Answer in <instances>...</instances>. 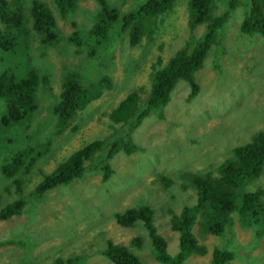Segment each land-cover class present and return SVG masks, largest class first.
Wrapping results in <instances>:
<instances>
[{
  "label": "rangeland",
  "instance_id": "obj_1",
  "mask_svg": "<svg viewBox=\"0 0 264 264\" xmlns=\"http://www.w3.org/2000/svg\"><path fill=\"white\" fill-rule=\"evenodd\" d=\"M9 1L24 16L27 11L25 24L32 27V19L28 21V8L33 0ZM42 1L54 8L62 39L55 45L46 46L35 33L30 36L32 29L29 28L27 36H22L25 48L17 47L15 54L10 55L0 51V72L21 71L26 75L29 68H37L49 77L48 83L38 87L39 109L34 118L7 129L6 134L12 140L0 145V169L16 152L32 148L36 155L42 150L40 147L49 148L22 183L21 195L27 202L23 214L0 219V243L16 242L11 244L14 247L0 245V264H18L19 261L51 264L58 258L75 255L86 256L81 260L83 264H114L103 255L106 240L130 246L136 236L143 237V244L134 249L135 253L145 264H160L155 260L145 227L139 223L132 228H123L117 225L114 215L140 203L150 205L155 210V225L167 242L168 252L176 255L179 233L171 228V216L197 201L195 188L183 174L209 172L219 175L218 167L226 158L232 157L233 148L250 142L253 129H264V39L259 35L244 37L238 34L249 0H242L240 8L230 16L220 33L221 44L212 47L204 68L197 72L196 79L201 86L198 95L191 97L190 85L180 80L165 111H152L132 133L130 125L118 123L121 117L116 113H120L117 112L120 104L130 92L136 91L140 94L139 106L142 108L154 70L166 65L189 39L205 31V24L190 26L189 0H178L172 11L152 18L151 28L155 26V20L158 28L153 34L144 36L138 46L130 45L127 34L116 43L110 39L105 41L100 49L88 38L91 49H97L94 57L85 60L79 73L88 97L97 95L103 77L109 76L112 84L104 87L101 95L85 108L77 110L71 120L60 124L49 105L60 99L63 67L77 70L85 55L92 51L89 46L76 53L77 45L70 43L67 36L75 30L82 33L91 30L100 7L98 0H77L76 9L65 19L52 0ZM106 1L124 13L133 3L146 0ZM214 1L215 14L226 10V0ZM225 47L229 53L220 56L217 48L224 50ZM217 59L222 64L220 70L215 67ZM88 101L84 100V103ZM6 112V101L0 97V117ZM126 134L128 137L131 134L136 150L132 153L121 147L108 160L112 170L109 178H103L104 168L102 164L99 166L98 156L107 151L101 148L86 163L87 169L81 179L48 189L40 201L33 202L30 193L43 179L41 176L53 172L72 152L89 143L112 141ZM210 137L213 139L209 142ZM159 175L170 180V185L160 182ZM7 181L0 171V193ZM12 182L10 179L9 184L14 188L16 184ZM246 188L264 190V168L261 176ZM18 193L16 190L4 192L0 207L6 205L7 199L11 202L20 197ZM236 202L240 209L241 200ZM262 205L264 208V194ZM240 214L233 213V225L225 229L223 236L205 232L197 222L193 233L205 247V252L191 254L185 264H208L214 247H231V240L240 245L235 253H242L246 258L236 257L230 264H264V233L254 235L255 229L244 223ZM22 244L33 247V253L30 255Z\"/></svg>",
  "mask_w": 264,
  "mask_h": 264
},
{
  "label": "trees",
  "instance_id": "obj_2",
  "mask_svg": "<svg viewBox=\"0 0 264 264\" xmlns=\"http://www.w3.org/2000/svg\"><path fill=\"white\" fill-rule=\"evenodd\" d=\"M20 1L16 0V3H20ZM76 1L52 0L56 10L65 19L76 9ZM177 1L146 0L140 4L139 2L133 3L130 9L121 13L117 7L106 0H98L100 10L95 15L97 21L92 29L85 33L75 30L67 36V40L77 45L76 53H81L89 46L91 49L92 43L88 38L94 41L97 49H100L105 41L108 42L110 39L116 43L127 34L130 45L138 46L144 36L156 32L158 24L155 20L153 23L155 26L151 28L152 18L163 16L172 11ZM226 3V10L217 15L214 13V0H189L190 26L194 28L197 25L205 24L204 33L198 37L193 36L166 65L154 70L151 75L150 92L142 109L138 106L140 100L138 92L132 91L128 94L117 109V112L120 113L116 114L121 117L118 123L128 124L130 131L134 130L152 111L162 109L171 101L172 91L180 80H184L190 85L191 97L195 98L198 95L201 86L195 79L196 74L204 68L212 47L216 43L221 44V30L226 26L230 16L232 17L237 8H240L242 0H226ZM246 5L247 8L242 14L243 20L238 28L239 35L245 37L259 35L264 39V0H249ZM28 10L30 17L28 21L32 19V27L25 24L27 11L24 16V13L17 6L14 8L9 0H0V51L2 54H15L17 47L25 48L22 36H27V32H30L29 28L32 29L30 36L32 37L35 33L43 45H55L62 39L54 8L52 9L42 0H33ZM97 49H91V53L85 55L83 63H79L77 70L67 68L66 65L63 67L64 81L60 99L49 105L51 112L57 116L59 124L71 120L77 110L85 108L101 95L104 87H110L112 84V79L109 76L103 77L99 83L97 95L92 98L88 97L85 83L79 73L85 65V60L94 57ZM105 51L108 50L105 49ZM217 51L220 56L224 52L225 54L229 53V49L226 47L224 50L217 48ZM99 57L101 59V56ZM215 67L218 70L222 67L218 59L215 61ZM48 78L43 70L37 68H29L26 75H23L21 71L3 70L0 72V97L5 99L7 109V112L0 117V145L12 140V137L6 134L7 129L26 120L29 122L32 117L34 118L39 109L38 87L40 84L48 83ZM84 100L89 101L84 103ZM126 137H128L127 134L125 137L112 141L110 139L104 142L95 141L72 152L68 158L57 165L53 172L41 176L43 179L30 193L33 202L40 201L44 196L43 193L48 189L67 186L76 179H81L87 169L86 163L93 156L92 154L101 148L107 149V151L102 156H98L99 166L103 165V178L105 180L109 178L112 170L108 160L114 157L123 146L128 152L135 150V146L128 143ZM251 138L250 142L238 144L233 148L232 157L226 158L218 167L219 175L214 176L209 172H186L183 174L189 185L195 188L197 201L192 206L184 207L179 214L171 216V228L179 233V252L176 255L172 256L168 252L167 242L155 225V210L150 205L140 203L136 207L116 213L114 217L117 225L123 228H132L141 223L148 233L155 260L160 264H185L191 254L205 252V247L199 244L193 233V227L197 222L201 223L205 232L223 236L225 229H229L233 225V213L238 212L241 213L244 223H248L255 229L254 235L264 233V208L262 205L264 190L252 191L246 188L252 180L259 178L263 173L264 131H258ZM212 139L210 137V140ZM49 144L52 143L49 142ZM40 148L42 150L36 155L30 148L12 154L10 160L3 162L1 171L12 180L14 179L16 192H19L17 196L20 197L12 202L7 199L6 205H1L0 219L4 220L15 214H23L27 202L21 195L22 183L25 176L31 175L39 157L49 150L47 147ZM18 176H21L19 180ZM157 179L170 185V180L163 175H159ZM10 187L11 185L4 186L5 192H11L9 191ZM3 193L1 191L0 198H4ZM237 199L242 202L240 209L236 202ZM12 243L16 242L5 241L0 245L6 247ZM142 244V236L134 237L130 246L116 244L108 239L103 255L114 264H145L134 250L139 249ZM22 245L31 255L33 247L29 244ZM238 245L232 243L231 240V247H214L211 261L208 264H230L236 257L246 258L242 253L241 255L235 253ZM83 259L82 256L75 255L58 258L52 264H83L81 261ZM20 264L35 263L21 262Z\"/></svg>",
  "mask_w": 264,
  "mask_h": 264
},
{
  "label": "clouds",
  "instance_id": "obj_3",
  "mask_svg": "<svg viewBox=\"0 0 264 264\" xmlns=\"http://www.w3.org/2000/svg\"><path fill=\"white\" fill-rule=\"evenodd\" d=\"M189 10H190V9H189ZM195 79H196V77H195ZM183 81H184V80H183ZM196 81H197V79H196ZM185 82H186V81H185ZM177 84H178V83H177ZM187 84H188V83H187ZM188 85H189V84H188ZM176 86H177V85H176ZM150 87H151V85H150ZM175 88H176V87H175ZM173 91H174V90H173ZM173 91H172V92H173ZM149 92H150V89H149ZM148 95H149V93H148ZM139 96H140V94H139ZM171 96H172V94H171ZM147 98H148V96H147ZM145 102H146V101H145ZM170 102H171V101H170ZM170 102H169L165 107L162 108L163 111H165V108L170 104ZM144 105H145V104H144ZM138 106H139V102H138ZM143 107H144V106H143ZM143 107H142V108H143ZM139 108L142 109L140 106H139ZM160 113H162V112H160ZM157 114H159V113H157ZM74 116H75V115H74ZM148 116H149V115H148ZM148 116H146V117H148ZM146 117H145V118H146ZM160 117H162V115H160ZM145 118H144V119H145ZM153 118H154V117H153ZM144 119H143V120H144ZM142 122H143V121H142ZM132 132H135V130H132L131 133H132ZM127 138H128V139H127L128 143H130V144H132L133 146H135V143H133V141H132V139H131V134H129V137H127ZM205 141H206V140H203V142H205ZM210 141H211V140L209 139V142H210ZM123 148L127 151V149H126L125 146H123ZM135 150H136V146H135ZM135 150H133L132 153H133ZM74 152H75V151H74ZM127 152H128V151H127ZM12 190H16V188L14 187V188H12ZM11 202H12V201H11ZM4 220H5V219H4ZM12 244H13V243H12ZM10 246H11V244L8 245V246H6V247H10ZM1 247H3V246H1ZM11 247H14V246H11ZM52 263H53V262H52ZM52 263H51V264H52Z\"/></svg>",
  "mask_w": 264,
  "mask_h": 264
},
{
  "label": "bare ground",
  "instance_id": "obj_4",
  "mask_svg": "<svg viewBox=\"0 0 264 264\" xmlns=\"http://www.w3.org/2000/svg\"><path fill=\"white\" fill-rule=\"evenodd\" d=\"M238 34H239V32H238ZM245 37V36H244ZM231 51V50H230ZM221 66H222V64H221ZM203 124V122H201V125ZM258 131H260V130H255V129H253V135H255L256 133H258ZM261 131H264V129H262ZM252 135V136H253ZM0 171H1V169H0ZM3 173V175L5 176V177H7L8 178V181L7 182H5L6 183V185H11V184H9V181H10V179L11 178H9L8 176H6L5 175V173L4 172H2ZM12 183H14V179H13V182ZM6 185H3L2 187H1V189H2V191L3 192H5V190H4V186H6ZM14 186V185H13ZM12 185H11V187H10V189H9V191H12V187H13ZM0 211H1V209H0ZM32 253H33V249H32ZM83 258H86V256L85 255H81ZM111 261V260H110ZM112 262V261H111ZM18 264H20L21 262L19 261V262H17ZM112 263H114V262H112Z\"/></svg>",
  "mask_w": 264,
  "mask_h": 264
}]
</instances>
